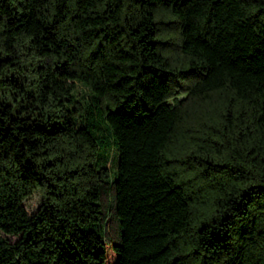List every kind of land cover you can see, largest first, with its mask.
Wrapping results in <instances>:
<instances>
[{
	"label": "trees",
	"instance_id": "trees-1",
	"mask_svg": "<svg viewBox=\"0 0 264 264\" xmlns=\"http://www.w3.org/2000/svg\"><path fill=\"white\" fill-rule=\"evenodd\" d=\"M0 264H264V0H0Z\"/></svg>",
	"mask_w": 264,
	"mask_h": 264
},
{
	"label": "rangeland",
	"instance_id": "rangeland-1",
	"mask_svg": "<svg viewBox=\"0 0 264 264\" xmlns=\"http://www.w3.org/2000/svg\"><path fill=\"white\" fill-rule=\"evenodd\" d=\"M83 88L77 84V91H82ZM110 165V174H113V169L115 167V153L110 156V159L108 161ZM40 202V194L37 190L31 192L23 201L22 206L24 207L25 212L27 215H30L35 211L38 204ZM9 241H12L15 239V236H4Z\"/></svg>",
	"mask_w": 264,
	"mask_h": 264
}]
</instances>
